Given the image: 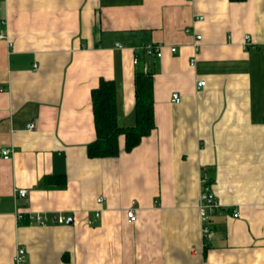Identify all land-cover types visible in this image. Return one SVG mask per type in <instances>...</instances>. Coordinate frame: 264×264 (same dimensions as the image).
<instances>
[{
  "label": "crops",
  "instance_id": "0c3cea01",
  "mask_svg": "<svg viewBox=\"0 0 264 264\" xmlns=\"http://www.w3.org/2000/svg\"><path fill=\"white\" fill-rule=\"evenodd\" d=\"M0 33V264L17 247L23 264H264V0H0ZM139 67L154 129L88 158L91 90L113 80L117 122L132 125ZM201 176L218 202L210 239Z\"/></svg>",
  "mask_w": 264,
  "mask_h": 264
},
{
  "label": "trees",
  "instance_id": "16d2710c",
  "mask_svg": "<svg viewBox=\"0 0 264 264\" xmlns=\"http://www.w3.org/2000/svg\"><path fill=\"white\" fill-rule=\"evenodd\" d=\"M98 85L91 90V109L93 113V128L95 138L86 147L88 158H111L119 153L118 137L123 136L124 152L131 151L140 144L141 138L148 136L153 127V97L152 79L150 73L142 67L136 69L134 74V119L133 124L121 126L117 122L115 112V83L113 80L99 79ZM264 121V120H263ZM65 184V177H45L40 185L46 188L61 187ZM210 184V183H209ZM204 250L207 249L206 243Z\"/></svg>",
  "mask_w": 264,
  "mask_h": 264
},
{
  "label": "built area",
  "instance_id": "2783aa9c",
  "mask_svg": "<svg viewBox=\"0 0 264 264\" xmlns=\"http://www.w3.org/2000/svg\"><path fill=\"white\" fill-rule=\"evenodd\" d=\"M198 19H201V16L198 17ZM185 31H188V29H185ZM195 36V42L192 45V49L193 51L197 50L198 47V42L201 40L202 36H200V34H194ZM6 38L5 34H1L0 33V39H4ZM250 43V37L249 35H246L244 37V45H248ZM11 44V43H10ZM116 46L118 48H120V45L116 44ZM165 47L159 44H146L142 47H140L138 50L144 52L146 55L151 56V57H161L163 52L162 50ZM169 52L171 53H175L176 48L174 46H168L166 48ZM193 61L194 59H191L189 64L193 65ZM133 64H137V57H135L133 59ZM205 85V82L203 80H199V82H197L196 84V89L199 90V88L203 87ZM171 102L172 103H179L180 102V96H178L176 93L171 94ZM27 129H32L33 128V124L32 123H28L26 125ZM9 154V150L5 149L2 150V155L4 159H7ZM200 185H201V191H200V196H199V206H198V213L200 215V219L201 222L203 224L202 226V230H203V236L206 239H210L211 237V231L207 228V222L211 216V214L217 209L218 207V202L216 200H214V196L212 194L211 191V187L209 182L207 181V179L204 176H201V180H200ZM17 195L19 197H22L26 195V190H19L17 192ZM100 201V198H98V200H96V202L98 203ZM232 214L234 217H238V211L237 210H232ZM125 215L128 219V221L133 222L136 220L135 214H134V209L132 207L128 208V210L125 212ZM17 218L20 219L22 218L21 214L17 215ZM30 219H32L35 223H43V222H48V223H65L66 219L61 216V215H51V216H47L45 214L42 213H38V214H33L31 216H29ZM16 253L13 257V264H23L25 262V250L17 247L16 249Z\"/></svg>",
  "mask_w": 264,
  "mask_h": 264
}]
</instances>
